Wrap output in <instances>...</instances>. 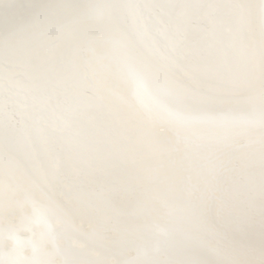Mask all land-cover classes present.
<instances>
[{"label":"snow or ice","instance_id":"snow-or-ice-1","mask_svg":"<svg viewBox=\"0 0 264 264\" xmlns=\"http://www.w3.org/2000/svg\"><path fill=\"white\" fill-rule=\"evenodd\" d=\"M0 264H264V0H0Z\"/></svg>","mask_w":264,"mask_h":264}]
</instances>
